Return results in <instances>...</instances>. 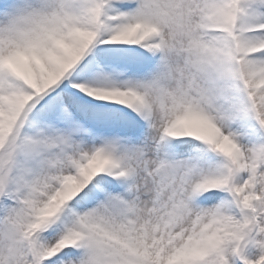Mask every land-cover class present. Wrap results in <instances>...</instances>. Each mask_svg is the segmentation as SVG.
<instances>
[{
  "label": "snow or ice",
  "instance_id": "obj_1",
  "mask_svg": "<svg viewBox=\"0 0 264 264\" xmlns=\"http://www.w3.org/2000/svg\"><path fill=\"white\" fill-rule=\"evenodd\" d=\"M0 264H264V0H0Z\"/></svg>",
  "mask_w": 264,
  "mask_h": 264
}]
</instances>
